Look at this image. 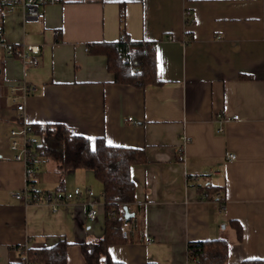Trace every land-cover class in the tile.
<instances>
[{"label": "crops", "instance_id": "crops-1", "mask_svg": "<svg viewBox=\"0 0 264 264\" xmlns=\"http://www.w3.org/2000/svg\"><path fill=\"white\" fill-rule=\"evenodd\" d=\"M43 12L25 18L0 7L1 40L40 49L39 64L26 65L0 46V264H17L21 247L59 239L68 242L66 264H85L81 243L104 231L102 183L93 171L69 169L60 182L56 161L38 144L32 185L82 193L56 206L14 196L26 174L8 133L34 123L144 149L146 161L130 169L143 236L110 246L113 259L189 264L188 242L218 238L228 242L227 264L264 259V0H63ZM124 34L155 42L162 83L115 82L107 56L90 51ZM22 83L27 92H12ZM205 184L219 188L210 199L200 194ZM91 199L97 212L89 220ZM230 220L241 224L240 240Z\"/></svg>", "mask_w": 264, "mask_h": 264}, {"label": "trees", "instance_id": "trees-1", "mask_svg": "<svg viewBox=\"0 0 264 264\" xmlns=\"http://www.w3.org/2000/svg\"><path fill=\"white\" fill-rule=\"evenodd\" d=\"M120 15L123 16L122 10ZM1 37L0 22V40ZM89 47L90 51L107 56L108 70L113 73L115 82L140 88L150 83H162L156 76L153 41H131L124 34L117 41L97 42ZM29 126L38 137V149L41 154L56 161L60 182L63 181L65 171L84 168L92 170L94 176L102 183L104 231L100 237L81 243L85 264H123L111 257L109 247L143 236L144 213L139 205H135V184L130 169L132 165L146 161L144 149L110 145L103 138L92 141L86 136L71 132L70 128L62 123H34ZM51 141L58 142L59 147L50 146ZM198 188L206 199L212 198L219 190L209 184L200 185ZM124 206L133 213L131 217L124 216ZM123 222L128 223L126 235H123ZM230 225L240 240L241 224L230 220ZM67 246L65 239H59L48 247H21V260L17 264H66ZM228 252V242L222 238L190 241L187 245L189 264H227ZM242 264H264V259H245Z\"/></svg>", "mask_w": 264, "mask_h": 264}, {"label": "built area", "instance_id": "built-area-1", "mask_svg": "<svg viewBox=\"0 0 264 264\" xmlns=\"http://www.w3.org/2000/svg\"><path fill=\"white\" fill-rule=\"evenodd\" d=\"M63 0H0V7L5 10L19 9L25 18L41 19L44 16L43 8L49 5L57 4ZM0 46L4 48V54L9 57L19 58L26 65H37L40 62V49L37 45L27 46H15L6 44L0 40ZM16 89H20L22 92H27L29 87L25 84H19L12 86L11 90L14 92ZM15 100V97L13 98ZM17 110H23L24 106L21 103L17 104ZM233 118H238V115H234ZM132 120L131 117H128ZM30 126L22 124L20 126L10 128V149L13 151V158L21 161L25 166L26 185L22 190L14 192V196L17 199L22 200L24 203H38L45 202L52 206H56L60 203L66 202L80 195L82 190L79 187L72 189H57V190H37L32 185L33 169L32 163L37 156V144L38 138L34 135H30ZM235 155L229 153L228 157L233 158ZM88 196H93L92 190H87ZM90 207L86 212V217L92 220L96 214V209L93 208V200H90ZM128 227L127 222H123V235H126V229ZM146 243L151 242L149 237H144Z\"/></svg>", "mask_w": 264, "mask_h": 264}, {"label": "water", "instance_id": "water-1", "mask_svg": "<svg viewBox=\"0 0 264 264\" xmlns=\"http://www.w3.org/2000/svg\"><path fill=\"white\" fill-rule=\"evenodd\" d=\"M123 209H124V216L126 218L131 217L133 215V213L128 210L127 206H124Z\"/></svg>", "mask_w": 264, "mask_h": 264}, {"label": "rangeland", "instance_id": "rangeland-1", "mask_svg": "<svg viewBox=\"0 0 264 264\" xmlns=\"http://www.w3.org/2000/svg\"><path fill=\"white\" fill-rule=\"evenodd\" d=\"M54 142H55V143H57V144H56V146H57V147H59V144H58V142H56V141H54Z\"/></svg>", "mask_w": 264, "mask_h": 264}]
</instances>
